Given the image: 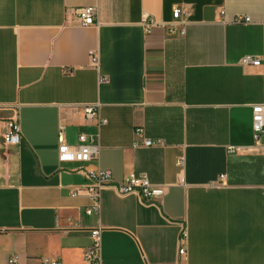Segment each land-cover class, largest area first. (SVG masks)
<instances>
[{
  "label": "crops",
  "instance_id": "1",
  "mask_svg": "<svg viewBox=\"0 0 264 264\" xmlns=\"http://www.w3.org/2000/svg\"><path fill=\"white\" fill-rule=\"evenodd\" d=\"M85 6L96 24L77 23ZM175 7L190 11L184 24ZM263 102L264 0H0V264H264V147L252 128ZM91 103L107 120L99 158L60 162V130L70 145L97 132ZM12 118L22 139L10 145ZM98 169L115 181L145 173L166 192L148 204L108 185L88 214L84 172Z\"/></svg>",
  "mask_w": 264,
  "mask_h": 264
},
{
  "label": "built area",
  "instance_id": "2",
  "mask_svg": "<svg viewBox=\"0 0 264 264\" xmlns=\"http://www.w3.org/2000/svg\"><path fill=\"white\" fill-rule=\"evenodd\" d=\"M77 16V23L80 26H89L97 23L98 11L95 6H85L76 8L74 10ZM189 10L183 11L179 7H175L173 10V17L175 20H180V23L186 22V17L189 14ZM222 14L224 12L222 11ZM251 19L246 15H236L233 18L234 23L250 22ZM158 25L153 19L146 20L144 22L145 32L150 33L154 26ZM169 31H177L174 25L169 27ZM180 33L185 34L184 26L181 27ZM92 58V64H98V54L96 51H90ZM243 65H260L262 59L254 57L252 55H246L241 59ZM104 79V78H103ZM82 110L84 116L87 119H95L97 122V132L93 134L80 133L78 137V143L70 145L65 142L62 131L59 132V151L58 158L60 162H77L84 163L99 158L100 144H99V128L101 125L106 124L107 120L99 114V104H83ZM8 131L4 134V142L6 144H19L22 139V130L18 118H12L7 123ZM252 128L255 144L260 147H264V102L252 105ZM142 144L144 146L163 145L161 139L152 140L145 139ZM179 164H183V158L179 159ZM87 178L91 180V183L82 185L83 188H87L89 196L92 201L90 207L86 212L91 214L93 212H99V197L100 190L108 185H111L115 190L122 195L125 194H137L142 201L148 204H158L159 200L164 196L166 187L164 185L155 184L150 181L149 177L145 173L131 174L124 178L122 181H115L112 178L110 170L98 169L95 171L84 172ZM225 179V174L220 175V181L216 182L217 185H221ZM77 195V189L72 193ZM100 228L91 229L93 237V249L90 250L91 256L97 258V250L100 240ZM187 230L183 229L180 236L179 255L186 254ZM42 264H60L59 261L54 260L51 262L43 261Z\"/></svg>",
  "mask_w": 264,
  "mask_h": 264
}]
</instances>
